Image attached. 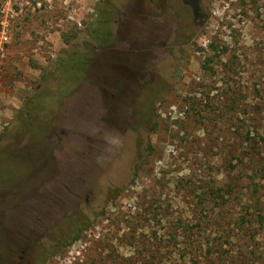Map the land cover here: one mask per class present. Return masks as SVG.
<instances>
[{"label":"rangeland","instance_id":"obj_1","mask_svg":"<svg viewBox=\"0 0 264 264\" xmlns=\"http://www.w3.org/2000/svg\"><path fill=\"white\" fill-rule=\"evenodd\" d=\"M157 3L0 0V228L42 264H264V0H204L190 34Z\"/></svg>","mask_w":264,"mask_h":264},{"label":"trees","instance_id":"obj_2","mask_svg":"<svg viewBox=\"0 0 264 264\" xmlns=\"http://www.w3.org/2000/svg\"><path fill=\"white\" fill-rule=\"evenodd\" d=\"M107 2H110V0H106ZM109 7H112L111 4L108 3ZM114 8V7H112ZM114 10H116L114 8ZM110 13H105L104 16H101L100 18L96 19L97 20V25L95 27V30H91L90 34L96 41V46L92 47V50H95L97 48L99 49H108L111 48L115 45L116 43V38L113 36L111 27H110ZM212 48H215L213 44H211ZM93 58V52L91 50L89 51H73L70 52L66 57H63L60 62H58V71L60 70V73L64 76L60 81V84L62 83L63 87L58 88V91L56 93H53L52 95L50 94V100L57 101L60 99V95L65 94L63 91L64 89L67 90V94L71 92L78 83L82 82L83 80H86L88 78V74L90 72V63ZM55 72V71H53ZM39 102V100L34 101ZM41 103V101H40ZM36 104V103H35ZM47 110H51V107H47ZM30 114L28 113L24 116L25 119L29 118ZM41 121V120H40ZM42 122V121H41ZM41 122L36 124L34 128V133H38L39 136H41L43 133H46L47 131V125L45 123L44 126H42ZM139 166V165H138ZM137 166V170L138 167ZM82 220L79 218L74 217L73 219L70 218V221H68V229H67V234L66 237L68 240L66 242H62V245L69 246L73 243L75 239L78 238V234L80 233L82 229ZM65 238V237H63ZM66 239V238H65ZM44 254V253H43ZM43 262V255L42 253H39L38 256L36 257V260L34 264H42Z\"/></svg>","mask_w":264,"mask_h":264},{"label":"flooded vegetation","instance_id":"obj_3","mask_svg":"<svg viewBox=\"0 0 264 264\" xmlns=\"http://www.w3.org/2000/svg\"><path fill=\"white\" fill-rule=\"evenodd\" d=\"M203 1L158 0L159 11L157 9V12L162 11L165 16V11L168 9L169 14L177 22L176 27L185 28L186 24H188L186 27L189 28L188 32L190 34L197 29L200 19L203 17L201 13ZM189 19L191 22H189ZM177 36L181 37L179 34ZM29 234L21 227H15L13 231L4 226L0 228V264H34L39 242L34 240Z\"/></svg>","mask_w":264,"mask_h":264},{"label":"built area","instance_id":"obj_4","mask_svg":"<svg viewBox=\"0 0 264 264\" xmlns=\"http://www.w3.org/2000/svg\"><path fill=\"white\" fill-rule=\"evenodd\" d=\"M38 4H40V3H38Z\"/></svg>","mask_w":264,"mask_h":264}]
</instances>
